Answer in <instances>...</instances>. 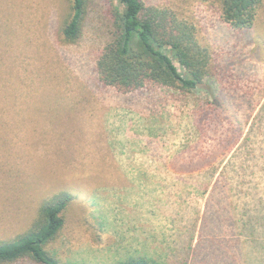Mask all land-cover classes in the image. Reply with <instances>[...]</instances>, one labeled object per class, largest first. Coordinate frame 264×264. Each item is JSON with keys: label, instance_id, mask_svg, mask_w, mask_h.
I'll return each instance as SVG.
<instances>
[{"label": "rangeland", "instance_id": "rangeland-1", "mask_svg": "<svg viewBox=\"0 0 264 264\" xmlns=\"http://www.w3.org/2000/svg\"><path fill=\"white\" fill-rule=\"evenodd\" d=\"M143 1L192 26L212 78L192 91L159 85L123 93L97 71L108 41L102 0L74 43L61 31L68 0H0V241L27 231L43 202L67 191L73 201L49 245L64 262L146 255L191 264L185 247L197 243L224 172L240 171L242 159L251 166L245 188L233 191L239 211L259 180L264 196L259 40L242 39L217 0ZM255 31L264 40V13ZM218 85L225 102L214 96ZM210 251L217 257L206 264H232Z\"/></svg>", "mask_w": 264, "mask_h": 264}, {"label": "trees", "instance_id": "trees-1", "mask_svg": "<svg viewBox=\"0 0 264 264\" xmlns=\"http://www.w3.org/2000/svg\"><path fill=\"white\" fill-rule=\"evenodd\" d=\"M68 1L71 12L63 20L61 31L65 41L74 43L85 34L89 18L100 5V0ZM102 1L106 6L102 12L105 20L102 26L108 35V41L97 58V71L102 84L113 86L123 93L159 85L192 91L212 78L210 55L200 47L192 26L179 22L169 11L148 7L143 0ZM217 1L222 6L223 20L242 39L248 35L257 37L258 56L263 57L264 40L256 35L255 30L259 17L264 13V0ZM177 63L185 68V74L180 72ZM214 90L216 100L225 102L219 85ZM249 96L252 99V95ZM259 118V128L263 131L264 108ZM236 125L239 135L243 125L239 122ZM247 160L242 159L240 171L233 175L224 172L221 180L216 182L208 211L203 215L200 237L196 244L192 242L190 250L184 246L191 264H206L208 256L216 258L217 255L210 250H215L225 262L232 264H264V196L261 181L255 191H250V198L242 200L241 211L238 205H231L235 202L233 191L239 188L241 192L245 188L244 177L251 167ZM72 201L73 195L67 191L56 193L44 201L27 231L13 239L0 241V264L24 258L41 264H74L64 262L49 248L65 225L64 212ZM117 264L164 263L140 255Z\"/></svg>", "mask_w": 264, "mask_h": 264}]
</instances>
